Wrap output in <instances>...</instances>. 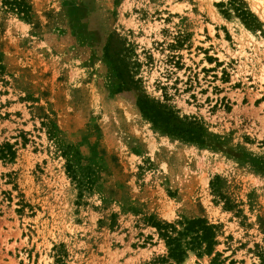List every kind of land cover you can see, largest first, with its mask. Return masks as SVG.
Returning a JSON list of instances; mask_svg holds the SVG:
<instances>
[{
  "label": "rangeland",
  "instance_id": "1",
  "mask_svg": "<svg viewBox=\"0 0 264 264\" xmlns=\"http://www.w3.org/2000/svg\"><path fill=\"white\" fill-rule=\"evenodd\" d=\"M26 1L27 20L0 7V264H177L153 224L199 217L216 245L180 264H259L264 0ZM144 98L202 142L154 128Z\"/></svg>",
  "mask_w": 264,
  "mask_h": 264
},
{
  "label": "trees",
  "instance_id": "2",
  "mask_svg": "<svg viewBox=\"0 0 264 264\" xmlns=\"http://www.w3.org/2000/svg\"><path fill=\"white\" fill-rule=\"evenodd\" d=\"M0 7L15 13L24 20L30 18L31 7L26 0H0ZM117 72L120 79L117 91L127 90L132 80L127 78L128 74L127 71L125 72L124 66H118ZM137 107L142 115L152 123L154 128L162 133L186 142H202L203 128L196 121L181 120L167 107L146 98L139 99ZM13 155L10 145L7 144L0 147L1 158L11 159ZM66 171L72 174L73 179L77 176V172H80V177L82 178L79 183L82 186H86L91 182L89 169L81 167L75 154H70L66 164ZM178 225H180L181 229H177L174 224H153L167 248V259L180 264L187 257V252L189 251L195 253L198 258L203 254L207 256L212 254L213 247L216 245V226L209 224L206 219L201 217L184 219L179 221ZM258 257L260 260L259 264H264V253H261ZM214 259H212V264ZM229 264H233V262L230 261Z\"/></svg>",
  "mask_w": 264,
  "mask_h": 264
}]
</instances>
